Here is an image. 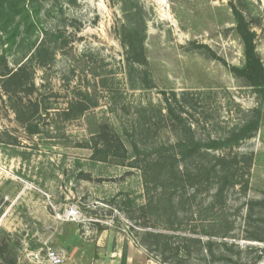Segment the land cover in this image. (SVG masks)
<instances>
[{
    "label": "rangeland",
    "instance_id": "obj_1",
    "mask_svg": "<svg viewBox=\"0 0 264 264\" xmlns=\"http://www.w3.org/2000/svg\"><path fill=\"white\" fill-rule=\"evenodd\" d=\"M26 6L36 25L14 43L0 32V264H51V250L62 264H264V87L233 71L246 64L236 12L264 66V0ZM42 43L54 53L45 66ZM23 64L25 84L6 87ZM258 111L257 130L222 145ZM102 124L125 159L95 154ZM191 137L201 152L180 173L154 165L145 177L144 160Z\"/></svg>",
    "mask_w": 264,
    "mask_h": 264
},
{
    "label": "trees",
    "instance_id": "obj_2",
    "mask_svg": "<svg viewBox=\"0 0 264 264\" xmlns=\"http://www.w3.org/2000/svg\"><path fill=\"white\" fill-rule=\"evenodd\" d=\"M28 0H0V32H4L8 39V42H15L20 35L21 28L25 29L26 32L30 31L37 23V16L32 15L31 8H27L26 2ZM239 16L238 20V30L243 38L244 49H245V58L246 64L242 69L233 68L234 73L238 77L244 78L247 83L255 87L256 89H262L264 87V66L262 64L261 59L256 53V46L254 41V33L251 32L248 28L244 20L242 19V15L236 12ZM45 47V43H42L38 49L36 50L34 57H42L39 61L40 66H45L47 61H50L52 58V54L50 53V48ZM27 64L21 65L16 71H9L3 74L5 77V85L13 86V87H22L25 84V79L27 78ZM32 79V78H31ZM32 85H34L32 83ZM75 107L72 106V111ZM18 116L21 118L23 115L27 116L32 115L33 113L27 112L25 110L18 109ZM170 111H173L170 107ZM70 110L65 113V116L68 119H71L72 114H70ZM32 117V116H31ZM262 114L261 111L257 112V119L254 123H249L245 126L240 133H236L233 137L228 141H221L222 145H229L237 142L239 139H245L248 135L257 130L260 124ZM76 118V116L74 117ZM28 132L30 134H37L38 129L36 126L29 124L27 126ZM95 145L93 150L95 154H97L102 148H105L112 157L126 158L128 153V149L122 140L121 136L115 132V130L109 124H102L100 130L97 132L94 137ZM219 145V142L213 141L209 144H206L207 149H216ZM135 150L141 152L142 150L135 145ZM200 142H197L194 137L186 138L179 141L173 148L172 154L165 153L161 154L157 161L153 163L149 160H144V175H150V169L152 166H156L163 173H180L178 172L181 169V163L190 162L193 160L198 154H200ZM209 173V176L213 179H218L220 174L223 173L224 170H219L218 166L209 164L208 168H205ZM213 175V176H212ZM254 239V238H253ZM255 241L263 242L264 239L255 238ZM7 246V247H6ZM6 247V248H5ZM2 247V252L5 254L9 252L8 244ZM264 253V250H263ZM7 261V260H6ZM8 263V261H7ZM8 264H13L8 263ZM122 264H127V256L124 255Z\"/></svg>",
    "mask_w": 264,
    "mask_h": 264
},
{
    "label": "built area",
    "instance_id": "obj_3",
    "mask_svg": "<svg viewBox=\"0 0 264 264\" xmlns=\"http://www.w3.org/2000/svg\"><path fill=\"white\" fill-rule=\"evenodd\" d=\"M69 215L76 218L77 211L75 209L71 210ZM48 257H49L51 264H62L64 261L63 256L57 253L55 250H51L48 254Z\"/></svg>",
    "mask_w": 264,
    "mask_h": 264
}]
</instances>
